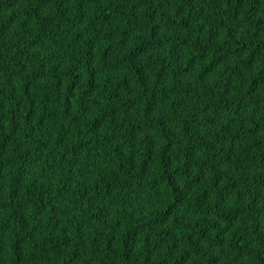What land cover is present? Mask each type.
Instances as JSON below:
<instances>
[{
  "label": "trees",
  "instance_id": "1",
  "mask_svg": "<svg viewBox=\"0 0 264 264\" xmlns=\"http://www.w3.org/2000/svg\"><path fill=\"white\" fill-rule=\"evenodd\" d=\"M0 264H264V0H0Z\"/></svg>",
  "mask_w": 264,
  "mask_h": 264
}]
</instances>
